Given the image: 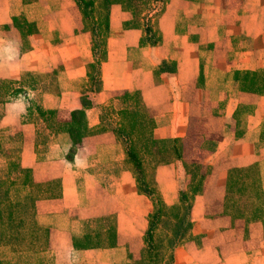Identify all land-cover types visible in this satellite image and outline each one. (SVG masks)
Masks as SVG:
<instances>
[{"label": "crops", "instance_id": "crops-1", "mask_svg": "<svg viewBox=\"0 0 264 264\" xmlns=\"http://www.w3.org/2000/svg\"><path fill=\"white\" fill-rule=\"evenodd\" d=\"M166 6L161 20H168L169 27L160 26L163 39L154 46H135V58L126 39L128 30H110L112 44L107 45L106 56L94 72L97 86L90 75L88 37L74 33L79 20L65 14V0H0V80L26 89L25 96L0 104V128L21 132V165L31 168L37 181L59 179L63 196L65 185L74 184L77 174L63 172L61 160L38 157L43 143L49 142H43L41 134L51 128L38 109L53 110V117L62 124L73 110L84 109L87 127L95 131L104 123L101 116L113 96L140 92L156 136L184 139L186 148H200L204 157L197 163L215 165L204 179V192L196 198L203 200L194 206L202 217L196 224L204 228L203 253L191 247L180 254L176 250L174 264L187 261L188 255L199 257L195 258L199 264H264L260 223H246L223 205L227 170L234 166L258 163L257 186L264 196V92L256 87L243 90L239 76L264 70V0H169ZM118 15L122 21L128 13ZM71 25L72 30H67ZM87 45L90 52L83 56L81 49ZM56 58L62 67L58 68ZM164 60L175 68L154 76ZM50 70L57 89L48 87ZM84 98L89 102L84 103ZM29 99L36 102L31 108L27 107ZM242 103L249 110L244 124L240 121L246 110ZM112 141L113 134L107 129L86 137L78 149L96 152L112 146ZM80 150L74 163L86 167V156ZM215 155L214 161L206 162ZM80 174L93 187L99 186L95 175ZM63 197L38 201L40 215L62 211ZM57 229L50 232L54 264L121 262L111 258L108 249L96 257L91 249L75 250L79 248L73 246V239ZM117 251L124 260L125 250ZM72 252L79 257L77 261L71 258Z\"/></svg>", "mask_w": 264, "mask_h": 264}, {"label": "rangeland", "instance_id": "rangeland-1", "mask_svg": "<svg viewBox=\"0 0 264 264\" xmlns=\"http://www.w3.org/2000/svg\"><path fill=\"white\" fill-rule=\"evenodd\" d=\"M168 1L169 0H65V14L67 12L71 17L79 20V24H77L76 21V27L74 26V33L81 32V35L88 37L89 45L92 50L90 75L95 78V81L97 80V83L98 79L94 72L98 70L100 61L106 56L107 45L109 43L112 44L109 36L110 30L119 29L120 27L128 30L129 33L126 36V39L134 48H132V54L133 58H135L137 55L135 46H154L160 43L163 39V31L161 30H167L169 22L168 20H161V14L163 13L164 8H167L166 4ZM116 7L118 8V11L116 10ZM134 7L138 10L135 11ZM121 11L128 13L122 21H120L121 18L120 15H118ZM84 15H87V19H85ZM94 19L101 23L106 22L107 27L99 25V28L97 27L95 31L90 30V20ZM180 23L182 24V22ZM160 26L163 29H161ZM67 28V30H72L73 26H67ZM192 35L196 34L192 33ZM81 44L84 45L85 43L81 42ZM89 45H87V49L85 48L87 51L82 47L81 50L83 56L84 53L90 52L88 50ZM85 58L86 57H82L84 60ZM54 60L58 62V68L62 67L59 58ZM136 66H138V64H136ZM48 75L50 77V84H48V87L52 90L59 88L58 85L56 86V83L51 80L54 76L51 70ZM2 82L5 81L0 80V87ZM96 85L98 86V84ZM6 90H8V88ZM9 91H5L1 95L5 98L2 102L25 96L26 89L22 85L16 86L14 91L8 96ZM130 92L132 91L130 90ZM121 94L122 92L113 96L112 102L109 106H106V112L103 113L105 116L101 128L96 129L95 131L91 130L90 134L77 133L72 135L67 132V130L62 129L60 132H56V127L60 128L63 124L62 122L57 121L56 118L53 117L54 115L49 116L47 120L49 121V124L51 122V128L47 127L48 131H46V133L43 131V135L41 134L43 142L44 139H47L49 142L46 146H44L43 143L42 148L38 151V157L61 160L60 164L63 167V172H66L67 175L73 173L74 176H76L77 174V181L74 182V184L71 186L65 185V193H63L64 197L62 196L63 187L61 181L58 179V194L53 197L40 199L47 200L54 198L57 195L61 198L63 197L62 211L58 213L48 212L40 215L37 207V203L40 200L36 202L39 223L49 227L50 232L52 228H59L57 230L62 231L65 238H68V236L72 239L87 238L91 243L99 244V246L87 247L84 249H91V251L94 252L92 253L93 257H96L99 252L104 253L103 250L108 249L107 251L111 258H117L119 262L121 261L120 263L114 264H127L130 259L139 258L142 251L141 249L144 248L143 233L148 223V215L154 210L158 202L167 207L177 204L179 199L178 191L180 187H183L184 184L188 183L190 178L186 174L184 162H202V158L204 157L199 151L200 148H192L188 147V145L186 148L184 146V139L178 140L168 137H159L158 135L156 136V133L154 132L155 128H153L152 123V125H147L146 128H150L148 130L150 131L149 135L152 138L164 139L163 142L159 143L165 144L161 148L163 153L157 154V150H154L155 154H153V152L151 155H147L143 158V160L141 159L142 173L138 174L134 164L126 155L124 139L112 131L113 129L118 128L117 126L121 122L120 115L118 114V110L121 108L122 103V98L120 97ZM83 101H85L84 103L89 102L85 98ZM2 102H0V104ZM32 102L33 101L29 99L30 104L27 107L31 108ZM33 104H36V102H33ZM143 105V112L146 117V104L144 103ZM243 106L246 110L242 112L240 121L244 124L249 110L248 105L242 103V108ZM84 118L87 121L86 114ZM146 118L152 120V118ZM69 120H71V117ZM107 129L113 134V141L111 144L114 146L110 145V147L103 150L97 149L96 152L89 151L88 153L86 150L85 152L82 149H78L81 145H84L86 137L103 132V130ZM16 133L21 132L14 128H0L1 142H3L7 148L17 145L21 147V151L16 154L21 161L23 136L9 138V136ZM53 134L55 135L53 136ZM172 145L181 148L179 158L171 150ZM160 147L161 145H159L158 148ZM78 150H80L79 153L83 152L84 157L86 156V167L74 163L76 161V156H78L76 155ZM217 155L209 158L206 162L214 161V158ZM8 160L7 155L0 153V169L4 168ZM197 164L201 165V163ZM203 166L202 170L204 172L205 168L207 176L215 165L205 164ZM255 167V173L258 177L261 169L259 168L258 163H256ZM193 168L195 173L198 169V173L194 175L195 183L199 178V167H196L195 169L193 165ZM84 171L95 175L99 186L93 187L92 184H90V181L85 177L83 178L80 173H83ZM204 179L200 187L201 190H198L197 192H192L190 188L187 190V193L192 197V205L188 213L191 228L188 231V237L175 246L173 250L172 264H174L175 261L176 250L177 254H180V251L183 250V248L191 247L193 252H196V249L200 250L204 247V232L201 231L204 228L201 229L200 223L196 224L201 215L200 212L194 211L195 203L201 200V198L196 199L197 196L204 192ZM261 201L264 205V196H262ZM223 205L224 207L226 206L224 203ZM257 222L260 223L259 221ZM260 225L262 224L260 223ZM160 233L161 228L159 227L156 239L161 238L159 237ZM118 241L122 243L125 242V244L123 245L120 243L118 245ZM111 248H113L112 250H115L114 253H111ZM120 248L125 250L124 260H120L121 253H118L117 251ZM75 250H80V248ZM201 250L203 253L204 249ZM47 256L54 258L51 251L47 253ZM100 256L104 257V254H101ZM13 258L14 255L11 251V245L0 243V264H5L6 262L9 263ZM71 258H74V260L77 261L79 257L72 252ZM195 258L198 260L199 257L197 258L195 255H188L187 261L180 264H197L198 262Z\"/></svg>", "mask_w": 264, "mask_h": 264}, {"label": "trees", "instance_id": "trees-1", "mask_svg": "<svg viewBox=\"0 0 264 264\" xmlns=\"http://www.w3.org/2000/svg\"><path fill=\"white\" fill-rule=\"evenodd\" d=\"M134 10L138 9L134 7ZM150 11V10H147ZM87 19V15H84ZM90 30H96L99 25L107 27V23L90 20ZM175 68L174 63L162 61L155 69L154 76L158 73L170 71ZM242 80V89L256 90L264 92V70L261 72H242L239 74ZM92 81L97 84V80L92 76ZM8 88V90H6ZM12 89V90H11ZM14 91L12 82H2L0 87L1 96L5 91ZM121 108L118 110L121 122L118 128L112 131L121 136L125 142L126 155L134 164L138 174L142 173L141 159L147 155L163 153L159 144L164 139H154L146 128L152 125L153 121L144 115V102L140 92L124 91L121 96ZM40 115H44L45 121L49 116H53V110L42 111L38 109ZM84 109H75L71 112V120L64 122L62 127L55 129L56 132L67 130L70 134H90L91 129L85 122ZM105 115L101 116L104 119ZM78 117V118H77ZM50 122V126H51ZM21 133H16L9 138L21 137ZM73 138V136H72ZM0 138V153L8 156V162L4 168L0 169V243L11 245L14 258L5 264H54L53 257L47 256L50 251V229L39 223L37 218L36 202L40 199L53 197L58 194V182L37 181L34 179L31 168L21 165L16 156L21 151V147L11 146L7 148ZM175 141V140H174ZM138 143V144H137ZM159 145H161L160 148ZM171 150L179 158L181 148L172 145ZM186 174L190 177L188 183L180 187L178 191V202L172 206H164L157 203L154 210L148 215V223L143 233L144 248L138 259H130L127 264H172L173 250L175 246L188 237L191 222L188 218L191 208V196L187 193L201 190L206 172L202 170V165L193 162H184ZM193 165L199 167V178L194 183ZM196 165V166H195ZM256 162L247 166H234L227 170L225 183L224 204L227 212L235 217L244 219L246 223L259 221L264 234V205L262 196L257 186ZM201 167V169H200ZM209 171V170H208ZM193 187V189H192ZM250 212H249V211ZM161 228V233L157 237V230ZM3 241H2V240ZM75 248H86L99 246L86 239H73ZM5 253V252H3Z\"/></svg>", "mask_w": 264, "mask_h": 264}, {"label": "clouds", "instance_id": "clouds-1", "mask_svg": "<svg viewBox=\"0 0 264 264\" xmlns=\"http://www.w3.org/2000/svg\"><path fill=\"white\" fill-rule=\"evenodd\" d=\"M9 59H11V56L9 57ZM19 104H20L21 111H23L24 105L22 103H19Z\"/></svg>", "mask_w": 264, "mask_h": 264}]
</instances>
